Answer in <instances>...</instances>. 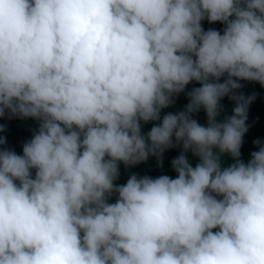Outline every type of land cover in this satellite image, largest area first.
<instances>
[{"label": "clouds", "instance_id": "clouds-1", "mask_svg": "<svg viewBox=\"0 0 264 264\" xmlns=\"http://www.w3.org/2000/svg\"><path fill=\"white\" fill-rule=\"evenodd\" d=\"M241 80L264 87V0H0V115L39 122L21 154L0 148V264H264ZM250 107L264 122V88ZM176 146L174 177L115 183Z\"/></svg>", "mask_w": 264, "mask_h": 264}, {"label": "trees", "instance_id": "trees-1", "mask_svg": "<svg viewBox=\"0 0 264 264\" xmlns=\"http://www.w3.org/2000/svg\"><path fill=\"white\" fill-rule=\"evenodd\" d=\"M201 25L204 30L214 28L221 32L223 31L224 27L222 22H209L207 19L202 20ZM223 78L224 77H221V81ZM240 83L243 85V87L235 89L234 92L237 94L243 93L245 96L255 93V99L252 100L248 105L247 119L245 121V123L248 125V128L243 134V142L240 147L241 158L247 159L251 151L256 150L258 147V145L254 144L253 141L257 139L264 140V122L250 107V105L260 97L264 87H262L259 82L256 81L241 80ZM198 86V81H191L185 86V92L189 91L193 87ZM185 92L177 94L174 98V103L161 110V116L168 111L176 112L181 110L188 103V97L185 95ZM220 103L222 105V110L217 119H221L226 115H231L232 109L235 106V101L229 99L227 95L221 99ZM194 118H197L201 123H206V116L203 109L196 113ZM157 122L158 121L142 122V131L147 132L151 128L152 124ZM38 123L39 122L32 117L24 118L18 115H10L6 110L4 115H0V125L3 126L0 128V136L5 137L6 139V143L0 145V148H11L17 154H21L23 143L31 138L33 132L38 127ZM179 150V146L166 149L161 154V159L159 161L156 156L150 155L147 160L135 165H129L126 167L123 163H121L119 166L120 176L115 181V183L122 184L126 182L130 171L135 172L138 176L148 175L151 177H156L161 174H166L174 177L176 173L171 167L170 162L171 159L179 153ZM230 159V157L226 158L228 162H230ZM192 162L194 165L196 159L193 158ZM32 171L34 172V170ZM114 199L115 197L113 196L112 201H114Z\"/></svg>", "mask_w": 264, "mask_h": 264}]
</instances>
